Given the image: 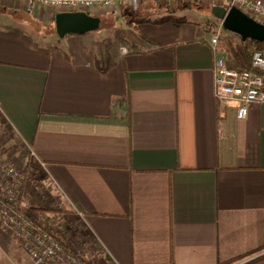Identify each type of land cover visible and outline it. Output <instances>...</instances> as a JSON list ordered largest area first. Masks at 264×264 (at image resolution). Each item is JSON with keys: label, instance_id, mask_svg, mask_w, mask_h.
Returning a JSON list of instances; mask_svg holds the SVG:
<instances>
[{"label": "crops", "instance_id": "crops-1", "mask_svg": "<svg viewBox=\"0 0 264 264\" xmlns=\"http://www.w3.org/2000/svg\"><path fill=\"white\" fill-rule=\"evenodd\" d=\"M164 4L116 3L100 29L61 38L58 10L0 0L6 140L54 183L102 264L260 254L264 105L239 119L216 98L217 5ZM231 41L250 68L223 29L228 64L241 69Z\"/></svg>", "mask_w": 264, "mask_h": 264}, {"label": "built area", "instance_id": "built-area-1", "mask_svg": "<svg viewBox=\"0 0 264 264\" xmlns=\"http://www.w3.org/2000/svg\"><path fill=\"white\" fill-rule=\"evenodd\" d=\"M19 3L29 11L35 5L59 12H84L98 17L104 11L121 3L137 10L142 2L160 4L175 1L212 3L227 9L236 7L249 17L264 24V0H8ZM223 24L215 30L211 47L215 55V95L228 107L235 108L237 117L245 119L253 105H264V50H253L248 70L229 68L227 52L221 46ZM24 188V175L0 152V223L29 245V253L36 264H93L85 261L80 253L67 248L66 243L41 227L32 218L20 212L17 200ZM32 222V223H31ZM43 228V229H42Z\"/></svg>", "mask_w": 264, "mask_h": 264}, {"label": "rangeland", "instance_id": "rangeland-1", "mask_svg": "<svg viewBox=\"0 0 264 264\" xmlns=\"http://www.w3.org/2000/svg\"><path fill=\"white\" fill-rule=\"evenodd\" d=\"M249 50L252 52L254 47L251 46ZM6 136L4 126L0 123V152L5 160L15 165L24 175V188L17 200L20 212L41 227L49 229L52 235L66 243L68 249L80 253L85 260L102 264L94 243L85 239L79 222L72 212L66 210L54 183L41 168L34 166L25 152L14 150ZM18 235L17 228L12 232L0 223V264H36L29 253V245ZM262 255L264 252L235 264H247Z\"/></svg>", "mask_w": 264, "mask_h": 264}, {"label": "water", "instance_id": "water-1", "mask_svg": "<svg viewBox=\"0 0 264 264\" xmlns=\"http://www.w3.org/2000/svg\"><path fill=\"white\" fill-rule=\"evenodd\" d=\"M212 15L222 21L223 28L239 35L243 41L264 42V24L243 13L240 9L223 6L212 8ZM56 31L63 38L70 34L82 35L101 27V18L84 12H60L56 15Z\"/></svg>", "mask_w": 264, "mask_h": 264}, {"label": "trees", "instance_id": "trees-1", "mask_svg": "<svg viewBox=\"0 0 264 264\" xmlns=\"http://www.w3.org/2000/svg\"><path fill=\"white\" fill-rule=\"evenodd\" d=\"M163 5H165L163 3ZM56 18V16H55ZM103 25V23H102ZM214 27V26H213ZM228 47L230 48L231 50V53L232 55L234 54V56L237 58L236 60L238 61L241 69H236V68H233L232 65L228 64L229 68H232V69H236V70H239V71H243V70H248L249 69V66L245 65V63H243V57L240 55V50H238V48L236 47V44H234V42H228L227 43ZM253 46L254 47V50H264V42H258V41H255V40H247L244 42V47H243V54H245L244 56L246 57V59H250L251 60V56H252V52L249 50V48ZM242 53V52H241ZM247 60V61H248ZM255 253H248V254H245V255H242L240 257H237L235 259H232L230 261H226V262H221V263H218V264H235L237 261H242L246 258H249L251 256H253ZM88 262V260H85ZM247 264H264V255L250 261L249 263Z\"/></svg>", "mask_w": 264, "mask_h": 264}]
</instances>
